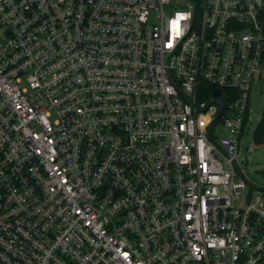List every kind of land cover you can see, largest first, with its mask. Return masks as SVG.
<instances>
[{
    "label": "built area",
    "instance_id": "built-area-1",
    "mask_svg": "<svg viewBox=\"0 0 264 264\" xmlns=\"http://www.w3.org/2000/svg\"><path fill=\"white\" fill-rule=\"evenodd\" d=\"M255 79L264 0H0V264H264Z\"/></svg>",
    "mask_w": 264,
    "mask_h": 264
},
{
    "label": "rangeland",
    "instance_id": "rangeland-1",
    "mask_svg": "<svg viewBox=\"0 0 264 264\" xmlns=\"http://www.w3.org/2000/svg\"><path fill=\"white\" fill-rule=\"evenodd\" d=\"M263 109L264 80L255 79L250 93L249 119L239 145L238 163L247 179L260 190H264V145H258L254 135Z\"/></svg>",
    "mask_w": 264,
    "mask_h": 264
},
{
    "label": "trees",
    "instance_id": "trees-1",
    "mask_svg": "<svg viewBox=\"0 0 264 264\" xmlns=\"http://www.w3.org/2000/svg\"><path fill=\"white\" fill-rule=\"evenodd\" d=\"M254 139L258 145H264V109H263L261 121L259 122L256 128Z\"/></svg>",
    "mask_w": 264,
    "mask_h": 264
},
{
    "label": "water",
    "instance_id": "water-1",
    "mask_svg": "<svg viewBox=\"0 0 264 264\" xmlns=\"http://www.w3.org/2000/svg\"><path fill=\"white\" fill-rule=\"evenodd\" d=\"M220 95H221L220 91L216 90V91L214 92V96L219 97Z\"/></svg>",
    "mask_w": 264,
    "mask_h": 264
}]
</instances>
